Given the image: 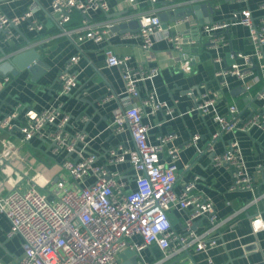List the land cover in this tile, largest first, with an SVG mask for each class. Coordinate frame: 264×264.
<instances>
[{
	"label": "built area",
	"instance_id": "2783aa9c",
	"mask_svg": "<svg viewBox=\"0 0 264 264\" xmlns=\"http://www.w3.org/2000/svg\"><path fill=\"white\" fill-rule=\"evenodd\" d=\"M8 1L12 0H0V32H4L6 39L14 37V27L22 19H28L31 28H44L42 22L32 16L31 10L23 15H8L1 6L2 2ZM124 1L134 9L139 6L137 0ZM91 9L108 12L110 4L108 0H52L51 3L52 15L63 34L74 33L78 42L110 39L115 25L112 22L101 28L85 19L75 28L67 26L74 11L79 10L87 16ZM233 17L249 28L254 51L232 53L235 61L230 66L223 64L221 55L214 57V62L218 63L215 76L219 88H205L195 105L218 124L213 140L225 131H249L256 125L264 129V104L253 108L247 116L236 102L230 103L225 113L214 110L224 89L230 86V76H235L245 90L250 91L259 81L253 67H264V16L256 18L246 7L235 12ZM137 22V36L144 48L150 50L156 40L162 38L171 41L186 56L178 22L165 26L161 14L156 12L139 13ZM230 25L231 20L204 24L211 47L228 44L222 31ZM105 55L107 65L121 68L126 84V94L113 111L112 125L118 132L130 130L132 147L121 143L104 153L93 149L85 133L68 130L71 115L64 110L63 102L42 110L30 107L22 118V105H18L0 119L1 129L21 133L18 137L21 147L37 136L48 141L54 152L65 153L60 163L65 174L56 181L45 180V185H41L38 176L49 170L26 159L23 165L35 174L26 178L25 183L22 181L23 185H14L6 191L0 189V213L10 224L7 235L9 238L19 236L22 240L23 253L14 264H123L122 255L127 249L138 252V264H150L142 255L146 248L158 247L162 260H178L191 251L209 253L220 244V227L226 220L219 218L213 200L196 190L197 177L187 182L180 192L175 188L181 150L178 145H171L177 138L176 133L161 134L157 136V142L151 140L153 125L145 117L156 116L163 110L167 111L166 115L174 111L154 92L143 95L138 84L140 79L150 76L158 68L150 71L133 68L128 65L127 55L107 47ZM79 58V54L73 55L58 76L60 97L70 96L77 87L78 74L73 64ZM4 60L2 58L0 64ZM36 62L34 60L28 67ZM180 68L191 71V59L182 61ZM2 86L0 84V90ZM193 92L189 91L190 94ZM254 95L264 99V90L259 89ZM198 138L195 134L191 142ZM164 154L170 160H163ZM213 159L216 165L231 169V190H254V176L237 140L230 142L223 152L215 153ZM124 163L127 168H111ZM25 167L20 171L27 175L23 170ZM175 211L184 214L181 230L171 218ZM199 220L206 221L207 228L203 231L195 226ZM250 224L254 232L263 229V215H255ZM209 260L213 262L211 258ZM0 264L5 263L0 261Z\"/></svg>",
	"mask_w": 264,
	"mask_h": 264
},
{
	"label": "crops",
	"instance_id": "0c3cea01",
	"mask_svg": "<svg viewBox=\"0 0 264 264\" xmlns=\"http://www.w3.org/2000/svg\"><path fill=\"white\" fill-rule=\"evenodd\" d=\"M137 1V9L124 0H108V12L91 9L85 16L79 10L74 11L67 24L70 28L82 25L85 19L94 27L103 28L111 22L115 24L112 26L113 35L102 42L94 39L78 42L74 33L63 34L51 12L52 0L2 2L3 10L10 16L23 15L31 10L32 16L42 22L44 28H31L30 21L22 19L14 27L12 39H6L4 32H0V61L2 58L4 62L12 61L20 53L36 50L43 60L40 65L44 71L36 76L28 65L19 69L17 74L0 71V84L3 85L0 90V119L18 105H22V118L30 107L42 110L63 102L64 110L71 115L68 130L85 133L93 149L104 153L121 143L132 147L134 142L130 130L118 132L112 125L113 111L126 94V84L121 68L107 65L105 48L127 55L128 65L133 68L150 71L157 67L156 72L140 79L138 84L143 95L154 92L174 111L166 115L167 111L163 110L156 116L145 117L153 125L151 140L157 142V136L161 134L176 133L177 138L171 143L181 148L176 190L180 192L187 182L197 177L196 190L210 197L219 218L226 220L220 227L218 246L209 253L191 251L186 257H180L178 263L264 264V228L254 232L250 224L251 218L259 213L264 218V129L256 125L249 131H225L213 140L218 124L195 106L201 91L207 87L212 90L219 88L215 76L218 63L214 62V57L221 55L223 64L230 66L235 61L232 53L254 51L249 28L233 14L249 7L256 18L264 16V0ZM197 4L200 5V17L197 15ZM189 7L193 12L187 10ZM142 12L166 13L167 17L163 19L165 26L178 22V30L183 34L186 45V56L171 41L162 38L156 40L150 50L144 48L137 36V15ZM223 20H231L230 27L222 31L228 44L211 47L204 24ZM75 54L80 55L73 64L79 82L70 96L60 97L58 76ZM187 59L192 61L191 71L180 68L181 62ZM253 73L259 77V81L250 91H246L235 76H230V86L224 89L214 110L225 113L228 105L236 102L243 115L247 116L253 108L262 106L264 99L256 98L254 94L259 89L264 90V67H253ZM6 77L9 79L5 80ZM191 90L194 91L192 94L189 93ZM159 122L163 123L158 125ZM195 134L199 138L191 142ZM19 136V131L10 133L0 128L1 190L23 185L22 181L25 183L26 178L35 174V171L23 165L26 159L49 170L47 174L42 172L38 176L41 185H45V180L56 181L65 174L60 167L64 152H54L48 141L37 136L21 147ZM233 140L238 141L247 167L254 176V190H231V169L214 162V154L223 152ZM163 160H170V157L164 154ZM23 167L27 175L20 171ZM111 168L122 170L127 168V164L112 165ZM171 218L181 230L184 214L175 211ZM9 226L8 219L0 213V261L14 264L23 253L22 240L19 236L8 237ZM195 226L200 231L207 228L205 220L197 221ZM142 255L150 264H170L175 260H162V252L156 246L144 249Z\"/></svg>",
	"mask_w": 264,
	"mask_h": 264
},
{
	"label": "water",
	"instance_id": "95a60500",
	"mask_svg": "<svg viewBox=\"0 0 264 264\" xmlns=\"http://www.w3.org/2000/svg\"><path fill=\"white\" fill-rule=\"evenodd\" d=\"M195 6H196V9H199V10H197V15L200 17L201 16L200 5L197 4ZM209 8L212 10L211 6ZM187 10L189 12H191V11L193 12L191 7H189ZM166 17H167L166 13L161 14L162 19H166ZM201 21L204 22L202 19H201ZM36 59H38L37 62L35 64H33L30 67V69L32 70L33 73H35L36 76H39L40 73L44 71V69L42 68L43 66L40 65L43 62V60H42V58H40V53H38V51H36V50H31L28 52L20 53L19 55L14 57L12 61L1 63L0 64V71L3 73L12 72L14 74H17L19 72V69H24L25 67H27V65L31 64ZM122 256L125 259L123 261V264H138L139 254L135 250H128L127 249L123 253ZM177 263H178V260H174L170 264H177ZM178 264H180V263H178Z\"/></svg>",
	"mask_w": 264,
	"mask_h": 264
},
{
	"label": "trees",
	"instance_id": "16d2710c",
	"mask_svg": "<svg viewBox=\"0 0 264 264\" xmlns=\"http://www.w3.org/2000/svg\"><path fill=\"white\" fill-rule=\"evenodd\" d=\"M76 11H78V10H76ZM81 17V16H80ZM71 19H72V17H71ZM71 21V20H70Z\"/></svg>",
	"mask_w": 264,
	"mask_h": 264
}]
</instances>
